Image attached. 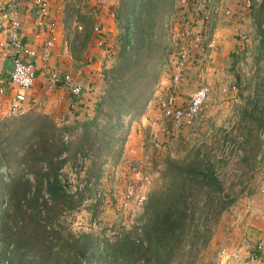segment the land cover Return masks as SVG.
Segmentation results:
<instances>
[{
	"label": "trees",
	"instance_id": "1",
	"mask_svg": "<svg viewBox=\"0 0 264 264\" xmlns=\"http://www.w3.org/2000/svg\"><path fill=\"white\" fill-rule=\"evenodd\" d=\"M171 3L119 1L117 55L102 69L103 89L89 117L58 124L46 113L29 110L0 120V264H169L188 236L205 237L191 228L196 212L204 223H216L235 202L218 171L221 160L198 146L179 159H165L159 170L161 185L148 196L140 226L118 230L112 239L66 232L64 218L96 184L103 156L109 151L119 155L122 149L125 132L119 118L140 115L151 99L168 55L163 23ZM257 7L262 31L264 0ZM245 136L243 142L251 143ZM256 151L258 144L239 162L253 166L249 159ZM66 165L83 172V184L74 191Z\"/></svg>",
	"mask_w": 264,
	"mask_h": 264
},
{
	"label": "rangeland",
	"instance_id": "2",
	"mask_svg": "<svg viewBox=\"0 0 264 264\" xmlns=\"http://www.w3.org/2000/svg\"><path fill=\"white\" fill-rule=\"evenodd\" d=\"M260 1L250 0V20L252 21L248 30H254L258 35L260 32V35L261 33L263 35L264 30L261 28V31L257 24V18L260 16L257 6ZM214 4L215 0H209L208 5L211 10ZM167 39L166 51L173 47V42L169 37ZM256 39L250 36L246 50L236 49L237 51H234L232 55L222 60L217 65V71L212 72V77L209 75L211 82H208V77L205 79L195 77L196 81L198 79L197 84L207 86L205 103L192 126L180 127L172 132L158 104L162 100L167 102L169 97H175V94L170 87L165 88L167 86L165 84L173 85L169 82V76L164 73L165 64L162 69L160 68L150 97L157 98L155 102L161 112H159L160 118L156 120V123L150 121L149 124L141 125L135 122L132 126H130L131 120L127 117L119 118L125 132L122 149L119 155H116L115 151H109L103 156L104 162L99 170L96 184L89 186L82 205L64 218L66 232L69 231L74 235L93 232L102 234L101 238L112 239L114 232L118 230L127 232L132 226H140L146 216L144 206L148 196L157 191L161 185L159 170L165 159H179L192 148L202 146L204 149L207 148L209 154L221 160V162L218 160V164H222H220L222 169L218 171L220 174L223 173L224 187L232 189L231 194L235 195V202L221 213L216 223L212 220L204 223L202 215L196 212L190 224L191 228L202 232L205 237L196 240L188 236L169 264H227L224 252L229 234H233L230 223L235 219V207L242 195L253 192L257 188L263 168L264 41L261 43L260 39L258 41ZM116 55L114 53L109 57L106 56L105 66H110ZM185 75L183 74L181 80ZM162 82L165 84L163 85ZM162 94L165 95L162 96ZM176 99L178 101L183 98ZM254 103L257 104L251 105ZM245 110L251 111V114H245ZM158 126L160 129L164 127L161 130L163 136H155L154 132L156 128L158 130ZM133 133L135 142L142 152L138 160H130L131 157L123 150L129 138L128 135ZM245 135L251 143L243 142ZM134 138L130 137L131 140ZM255 144H258V151L254 158L249 159V164L252 163L253 166L247 168L244 162L240 163L238 159L248 156L249 148ZM116 156L118 157L114 161ZM86 165L87 161L82 162L80 169ZM77 168V166L75 169L74 166H64L72 191L75 190L76 185L79 184L81 187L83 184L79 183L83 172L79 173ZM128 192H130L128 202L125 206L118 207L117 202L121 194ZM139 196L144 197L140 203L137 201ZM98 197H100V201L98 199L100 203L94 206ZM139 226L137 232L140 230Z\"/></svg>",
	"mask_w": 264,
	"mask_h": 264
},
{
	"label": "crops",
	"instance_id": "3",
	"mask_svg": "<svg viewBox=\"0 0 264 264\" xmlns=\"http://www.w3.org/2000/svg\"><path fill=\"white\" fill-rule=\"evenodd\" d=\"M42 1L46 9L44 16L38 14L36 0H0V120L30 110L46 113L59 124L82 121L91 115L94 103L102 92L101 73L104 67H108L105 66L107 60L104 58L117 53L115 50L119 47L120 30L116 16L120 0ZM237 2L228 0L227 4L236 9ZM206 5L209 8L208 3ZM214 7L215 4L206 29L209 34L214 33L218 43L206 65L198 69L190 66L183 73L186 74L184 79L177 84L162 82L167 85L165 88L170 87L174 98H183L177 101V105L185 104L189 93L197 86L198 79L196 81L195 77H208V82H211L209 75L217 71V65L234 51L246 50L250 36L257 38V41L260 39L259 42L263 41L260 33L258 35L254 30H248L252 21L250 10L235 17H227L217 13ZM168 15L164 17L163 23L166 37ZM49 23L52 24L51 31L48 30ZM241 32L246 35L245 43L238 38L237 33ZM13 35L19 38L24 47L33 50L34 56L30 59L35 67L33 84L25 91L24 108L15 114L9 110L10 95L16 90L10 82ZM51 72L69 74L90 90L73 98L65 84H50L48 74ZM156 99H150L140 115L130 117V126L135 122L141 125L149 124L150 121L156 123L161 116ZM162 129L158 126L155 136H163ZM133 135H128L123 150L131 157L130 160H138L142 152ZM262 162L257 188L242 195L235 207V219L230 223L233 234H229L224 252L227 264H264V153Z\"/></svg>",
	"mask_w": 264,
	"mask_h": 264
},
{
	"label": "built area",
	"instance_id": "4",
	"mask_svg": "<svg viewBox=\"0 0 264 264\" xmlns=\"http://www.w3.org/2000/svg\"><path fill=\"white\" fill-rule=\"evenodd\" d=\"M227 2L228 0L216 2L215 11L223 14V16L235 17L251 9L250 0H238L236 9L229 7ZM207 3L208 0H172V9L167 17L166 31L173 42V47L168 50L164 69V73L169 76L171 84L180 82L183 73L190 66L197 69L204 67L211 52L217 48L218 42L214 33L209 34L206 29V23L212 13L211 9L207 7ZM36 4L38 14L44 16L46 12L45 3L42 0H36ZM51 28L52 24L49 23L48 30L51 31ZM238 38L242 43L246 42L244 32L238 33ZM11 48L13 67L10 72V82L15 85L16 90L10 95L9 110L11 114H15L24 108L25 91L33 84L35 67L30 59L34 56L33 50L24 47L16 35L12 37ZM48 77L51 85L65 84L69 95L73 98L81 95L83 91L90 90L69 74L60 75L51 72ZM207 90L205 84H197L189 93L185 104L177 105V99L174 96L169 97L167 102L162 100L158 104L165 121L169 123L171 132L180 127L193 125L202 105L205 103ZM129 193L121 194L117 202L118 207L125 206L130 197ZM143 199V196H139L137 201L140 203Z\"/></svg>",
	"mask_w": 264,
	"mask_h": 264
}]
</instances>
